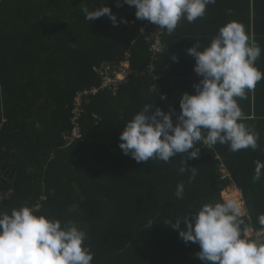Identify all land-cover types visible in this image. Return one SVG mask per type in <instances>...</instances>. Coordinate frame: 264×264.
I'll list each match as a JSON object with an SVG mask.
<instances>
[{
  "label": "trees",
  "instance_id": "trees-1",
  "mask_svg": "<svg viewBox=\"0 0 264 264\" xmlns=\"http://www.w3.org/2000/svg\"><path fill=\"white\" fill-rule=\"evenodd\" d=\"M105 5L117 26L107 15L84 18L83 8ZM135 11L123 0H0V170L16 171L10 183L2 182L6 172L0 174V211L38 206L37 215L74 221L86 232L92 264H205L195 255L199 245L186 244L163 221L191 218L203 203L240 200L237 192H226L233 187L242 196L246 223L260 228L264 175L257 182L252 177L255 161L264 162V118H248V105L243 112L244 122L259 134L256 150L232 152L217 143L200 149L195 159L177 153L167 163H137L125 155L120 132L144 104L177 116L181 111L166 88L165 73L161 93L152 89L146 72L150 43ZM166 38L165 32L159 69L165 68ZM128 50L129 83L116 97L103 92L86 105L82 139L68 144L63 134L71 129L75 94L100 86L93 67L120 63ZM181 159L189 167L185 173L179 172ZM191 167L197 174L190 180ZM180 183L182 199L175 195ZM74 204L78 207L69 212ZM180 226L186 227L183 219Z\"/></svg>",
  "mask_w": 264,
  "mask_h": 264
},
{
  "label": "clouds",
  "instance_id": "clouds-1",
  "mask_svg": "<svg viewBox=\"0 0 264 264\" xmlns=\"http://www.w3.org/2000/svg\"><path fill=\"white\" fill-rule=\"evenodd\" d=\"M123 3L135 6L137 19L148 20L171 35L182 19L191 23L203 18L207 6L216 0H123ZM82 11L87 21L107 15L117 26L116 15L106 5L94 10L85 7ZM187 53L195 59L194 72L200 80L193 86L195 94H182L176 122L170 112L146 103L120 132L119 148L137 163L150 159L167 163L177 153L195 159L200 154L197 142L207 148L227 144L232 152L258 148L259 134L244 122L237 98L246 99L247 92L264 79V72L255 66L261 55L260 45L243 24L230 21L219 28L208 46L201 50L195 41ZM172 59L178 58L173 55ZM181 160L179 172L185 173L189 167L185 159ZM190 172L191 180L197 174L195 167ZM262 175L264 162L257 160L253 182ZM184 187L183 183L177 185V198H183ZM77 207L71 205L68 211ZM37 210L38 206L23 205L13 208L10 214L0 211V264H92L94 254L84 243V230L70 219L62 222L37 215ZM246 216V208L239 199L227 198L203 203L192 212L191 218L184 215L175 223L172 219L163 222L178 230L186 244H198L195 255L205 264H264V214L258 216L260 228L251 238L246 235L252 231ZM181 219L186 225L183 229ZM153 223L149 221V228Z\"/></svg>",
  "mask_w": 264,
  "mask_h": 264
},
{
  "label": "crops",
  "instance_id": "crops-1",
  "mask_svg": "<svg viewBox=\"0 0 264 264\" xmlns=\"http://www.w3.org/2000/svg\"><path fill=\"white\" fill-rule=\"evenodd\" d=\"M230 21L243 24L250 37L260 45L261 55L255 66L264 72V0H216L215 4L207 6L203 18L191 23L182 19L171 35L166 34L164 68L165 77L168 79L166 88L168 87L174 96L172 100L177 105L183 93L195 94L193 86L200 80L194 72L195 59L187 53V49L198 41L202 50L210 44L214 36L218 35L219 28ZM173 55L178 59L173 60ZM237 102L244 113L248 105L250 109L248 118H264L260 116L264 114V79L259 81L253 90L247 92L246 99L237 98ZM174 114L172 118L177 116ZM230 189L240 194L235 188Z\"/></svg>",
  "mask_w": 264,
  "mask_h": 264
},
{
  "label": "built area",
  "instance_id": "built-area-1",
  "mask_svg": "<svg viewBox=\"0 0 264 264\" xmlns=\"http://www.w3.org/2000/svg\"><path fill=\"white\" fill-rule=\"evenodd\" d=\"M142 33L146 37V41L150 43V52L152 55L151 63L147 66L146 72L152 79V89L154 92L161 93L162 84L161 81L164 78V68L159 69L156 62L163 52V36L165 32L160 31L159 26L150 23L148 20H144ZM131 51L128 50L124 56V59L120 63H108L96 65L93 67L95 73L101 79L100 86H92L77 92L74 96L70 107L71 115V129L69 133L63 134V139L71 144L76 140L82 139L81 119L84 113V107L92 102L103 92L110 93L116 97L125 84H128L133 74V68L131 65ZM165 97V96H163ZM166 98V97H165ZM164 98V99H165ZM96 118H99L96 115ZM178 116H175L176 122ZM67 144V145H68ZM196 147H200L202 150H211L213 147H205L200 142H197ZM246 233L247 236H254L255 231Z\"/></svg>",
  "mask_w": 264,
  "mask_h": 264
},
{
  "label": "water",
  "instance_id": "water-1",
  "mask_svg": "<svg viewBox=\"0 0 264 264\" xmlns=\"http://www.w3.org/2000/svg\"><path fill=\"white\" fill-rule=\"evenodd\" d=\"M6 172V175H5V180H3L2 182L4 183V182H6V183H10L11 181H12V179H13V177L15 176V174H16V171L15 170H13V171H10V170H8V168L7 167H5V168H3L2 170H0V174L1 173H5ZM11 196H2V198H5V199H8V198H10Z\"/></svg>",
  "mask_w": 264,
  "mask_h": 264
},
{
  "label": "rangeland",
  "instance_id": "rangeland-1",
  "mask_svg": "<svg viewBox=\"0 0 264 264\" xmlns=\"http://www.w3.org/2000/svg\"><path fill=\"white\" fill-rule=\"evenodd\" d=\"M232 190V191H231ZM234 192V190L233 189H228V190H226V192ZM240 195V194H239ZM224 197V196H223ZM225 198V197H224ZM240 201L242 202V200H241V196H240ZM243 203V202H242Z\"/></svg>",
  "mask_w": 264,
  "mask_h": 264
}]
</instances>
